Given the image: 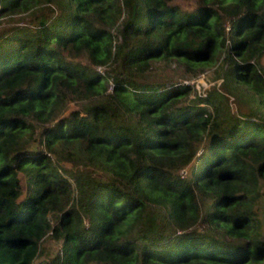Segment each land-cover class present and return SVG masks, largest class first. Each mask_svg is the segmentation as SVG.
Returning a JSON list of instances; mask_svg holds the SVG:
<instances>
[{
  "label": "trees",
  "instance_id": "1",
  "mask_svg": "<svg viewBox=\"0 0 264 264\" xmlns=\"http://www.w3.org/2000/svg\"><path fill=\"white\" fill-rule=\"evenodd\" d=\"M189 1L0 0V264H264V0Z\"/></svg>",
  "mask_w": 264,
  "mask_h": 264
},
{
  "label": "rangeland",
  "instance_id": "2",
  "mask_svg": "<svg viewBox=\"0 0 264 264\" xmlns=\"http://www.w3.org/2000/svg\"><path fill=\"white\" fill-rule=\"evenodd\" d=\"M185 4L190 3L189 0H184ZM33 15L28 13H16L13 14L11 16H6L4 17L3 23H5V19L8 22L9 18L11 19H15L14 21L17 22H26V21H31L32 20ZM228 26V25H227ZM114 34H117V31H115L114 29ZM220 54V53H219ZM218 53L214 54V58L213 60L207 64L206 66H204V68L198 72V74L196 75H188L187 73H183V74H174L175 77H177V81L179 80L180 82L184 83L187 82L189 84H191V90L190 92L184 97L187 100H191L196 98L199 95H205L208 91V89H211L213 86L216 87H220L223 83V72H221L222 74L220 76H216V70H220V65H221V61H222V57L223 54H221L222 56H219ZM156 69H158L159 71L164 70V69H168L166 68V65L161 62V61H156L153 62ZM171 64V63H170ZM176 64L174 62H172L171 66L174 67ZM227 63L225 64V67H227ZM154 67V68H155ZM97 69L100 70L101 73L104 72V66H98ZM170 71V70H169ZM198 89H197V88ZM225 91V90H224ZM228 97V102L230 104V108L232 111H237L238 109L241 108H250L251 104L248 103L247 99H245V95H243L244 97L241 96H236L234 94L230 93H225ZM71 106H74L75 103H70ZM201 155V154H200ZM199 155V157H200ZM198 157V161L200 160V158Z\"/></svg>",
  "mask_w": 264,
  "mask_h": 264
},
{
  "label": "built area",
  "instance_id": "3",
  "mask_svg": "<svg viewBox=\"0 0 264 264\" xmlns=\"http://www.w3.org/2000/svg\"><path fill=\"white\" fill-rule=\"evenodd\" d=\"M187 83V82H186ZM197 88V87H196ZM198 89V88H197Z\"/></svg>",
  "mask_w": 264,
  "mask_h": 264
}]
</instances>
